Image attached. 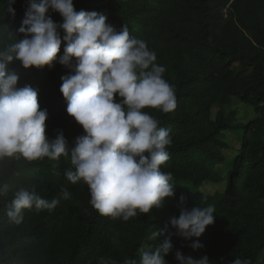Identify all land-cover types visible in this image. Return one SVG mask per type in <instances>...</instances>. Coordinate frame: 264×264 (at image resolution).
I'll list each match as a JSON object with an SVG mask.
<instances>
[{
  "label": "trees",
  "instance_id": "trees-1",
  "mask_svg": "<svg viewBox=\"0 0 264 264\" xmlns=\"http://www.w3.org/2000/svg\"><path fill=\"white\" fill-rule=\"evenodd\" d=\"M16 14L7 13L6 0H0V47L16 42L30 7L29 0H16ZM77 11H95L121 30L126 24L130 36L142 39L156 53V63L165 67L164 79L173 86L176 108L165 114L147 108L159 127L169 130L172 143L169 160L161 166L172 173L174 197L165 198L161 208L139 214L128 221L113 220L99 214L90 204L88 185H73L65 172L68 158L24 159L0 162V185H8L6 197L0 196V264H139L141 247L155 248L164 237L150 241L154 230L174 232L170 219L180 215V197L187 207H215V222L198 238L202 248L194 250L197 240L172 237L173 251L165 259L177 264L175 251L211 264H230L235 258L259 264L264 255V212L243 211L238 196L252 192L264 199V0H74ZM56 23L63 18L50 10ZM61 36L63 32L61 31ZM66 42H62L64 54ZM9 71L19 77L18 87L38 90L41 110L46 109V135L54 139L63 132L69 148L84 134L69 116L67 101L60 91L61 77L71 70L56 62L54 67L25 69L18 61ZM237 97L254 106L259 116L243 125L242 146L227 179L216 170L225 162L227 143L221 134L232 126L222 106ZM214 104L221 107L211 119ZM205 184H225L213 193L202 190ZM24 187L41 198L59 199L52 211L24 210L20 225L7 217L13 193ZM67 188L70 198H61ZM206 197V199H204ZM118 235V243L113 238Z\"/></svg>",
  "mask_w": 264,
  "mask_h": 264
},
{
  "label": "clouds",
  "instance_id": "clouds-1",
  "mask_svg": "<svg viewBox=\"0 0 264 264\" xmlns=\"http://www.w3.org/2000/svg\"><path fill=\"white\" fill-rule=\"evenodd\" d=\"M7 13L13 17L16 0H6ZM18 32V41L0 47V162L24 159L28 162L69 157L71 168L67 181L88 185L90 204L100 215L128 221L139 214H149L163 206L165 198L174 197L173 176L161 166L169 160L172 143L169 130L145 109L167 114L176 108L172 85L164 79L165 67L156 63V53L142 39L130 36L125 24L117 31L107 17L95 11H77L74 0H29ZM58 12L56 23L49 15ZM61 31L63 36H61ZM65 43L64 54L61 51ZM19 62L25 69L54 67L56 62L71 70L61 77L60 91L67 101V113L82 126L84 134L74 146L59 132L54 139L46 135L48 112L41 110L38 90L18 87L20 77L9 71ZM8 185H0V196L8 195ZM7 209L9 220L20 225L24 210L52 211L59 199L41 198L33 189L21 187L13 194ZM67 188L61 198H70ZM206 199V197H204ZM180 215L170 219L174 232L154 230L148 240L164 237L159 246L139 249V264H169L165 257L173 251L172 237L192 241L194 250L203 245L199 239L215 222V207H187L180 197ZM118 235L113 238L117 244ZM177 264H211L175 251ZM101 264H107L101 260ZM125 264H137L126 260ZM230 264H251L235 258Z\"/></svg>",
  "mask_w": 264,
  "mask_h": 264
},
{
  "label": "rangeland",
  "instance_id": "rangeland-1",
  "mask_svg": "<svg viewBox=\"0 0 264 264\" xmlns=\"http://www.w3.org/2000/svg\"><path fill=\"white\" fill-rule=\"evenodd\" d=\"M221 107L214 104L211 109V119H215ZM224 114L228 117L231 129L225 130L221 134L228 148L223 152L226 157L225 162L218 164L216 170L227 179L228 174L232 171V165L235 157L242 146V131L239 125H243L259 116L254 106L249 103L241 101L237 97H232L230 102L222 106ZM225 184H205L202 188L203 191L213 193L215 190H223ZM238 204L243 211L259 210L264 212V199L258 198L252 192H243L238 196ZM259 264H264V255L261 257Z\"/></svg>",
  "mask_w": 264,
  "mask_h": 264
}]
</instances>
